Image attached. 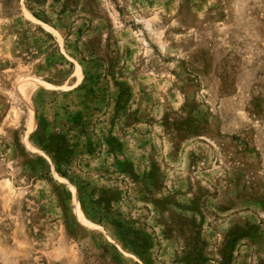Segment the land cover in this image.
Listing matches in <instances>:
<instances>
[{"label":"rangeland","instance_id":"374dc122","mask_svg":"<svg viewBox=\"0 0 264 264\" xmlns=\"http://www.w3.org/2000/svg\"><path fill=\"white\" fill-rule=\"evenodd\" d=\"M0 264H264V0H0Z\"/></svg>","mask_w":264,"mask_h":264},{"label":"trees","instance_id":"16d2710c","mask_svg":"<svg viewBox=\"0 0 264 264\" xmlns=\"http://www.w3.org/2000/svg\"><path fill=\"white\" fill-rule=\"evenodd\" d=\"M168 118H169L168 114H165V116L162 118V124L166 128H169L171 126L173 128L175 125L177 126L176 127L177 129L181 128V126H180L181 122L174 123V122L170 121ZM185 127H187V125H185ZM183 129H185V128H183ZM106 198H107V195L104 194V192H103L102 194H100L99 197L94 198L93 200L94 201L105 200ZM115 225H116V227L118 229L122 230V232L125 235H127L128 233L132 234L133 231H135V232L137 231V229H134L133 226L128 225L127 222L123 221V220H116ZM181 230L185 231L186 228H182ZM192 237L193 236H190L189 233L184 235V238H186L185 240L187 241L186 244L188 246V250L187 251L189 252V254H190V252H193L194 254H193L192 258L193 259H197V258L202 257V254L201 253L197 254V248H198V238H197V236H195L194 238H192ZM137 238H139V236L137 234H133L132 239H129V242H131V243L133 242L134 243V240H136Z\"/></svg>","mask_w":264,"mask_h":264}]
</instances>
